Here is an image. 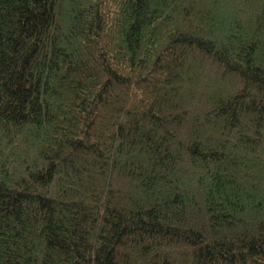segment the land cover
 Here are the masks:
<instances>
[{"label": "trees", "instance_id": "1", "mask_svg": "<svg viewBox=\"0 0 264 264\" xmlns=\"http://www.w3.org/2000/svg\"><path fill=\"white\" fill-rule=\"evenodd\" d=\"M0 264H264V0H0Z\"/></svg>", "mask_w": 264, "mask_h": 264}]
</instances>
